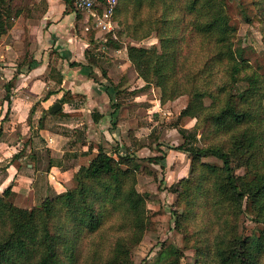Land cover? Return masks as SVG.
<instances>
[{
	"label": "trees",
	"instance_id": "obj_1",
	"mask_svg": "<svg viewBox=\"0 0 264 264\" xmlns=\"http://www.w3.org/2000/svg\"><path fill=\"white\" fill-rule=\"evenodd\" d=\"M64 1L73 9L72 0ZM154 1L161 4L151 22L159 47L128 46L126 52L128 62L144 82L143 88H157L161 105L187 97L178 120L195 121L192 130L178 126L184 144L175 150L186 154L190 163L187 176L169 189L190 207L199 199L209 204L211 193L216 197L215 202L211 195L214 210L227 211L210 245L203 233L199 234L195 264H264V77L250 72L242 51L235 47L236 31L224 0H119L114 19L120 7L128 9L131 5L139 11L145 2ZM251 3L258 10L253 19L264 23V0ZM22 11L20 1L0 0V35ZM88 34V43L94 46V34ZM112 47L118 49V40L110 39L107 48ZM220 73L225 81L211 89ZM109 87L111 84L105 88L113 109L109 115L114 116L120 105L111 101L119 91L114 88L111 94ZM2 136L0 127V140ZM201 139L202 146H195ZM207 157L219 160L222 166L203 162ZM132 159L118 148L110 153L98 148L88 165L73 174V188L71 185L45 198L29 210L16 208L9 200L11 188L4 189L0 193V264H78L81 243L87 236L102 232L103 221L115 215L118 222L109 229L119 235L111 238L110 247L102 237H95L94 249L82 264H132L130 251L149 226L144 197L135 188L140 164ZM160 159L147 161L157 163ZM234 161L244 168L243 175L235 174ZM209 181L210 187L205 188ZM178 185H182V192L177 191ZM106 205L111 206L108 217L103 211ZM243 213L253 216L261 226L258 233H237L235 221ZM185 219L178 218L176 224ZM161 256L166 259L163 264H181L176 249Z\"/></svg>",
	"mask_w": 264,
	"mask_h": 264
},
{
	"label": "crops",
	"instance_id": "obj_2",
	"mask_svg": "<svg viewBox=\"0 0 264 264\" xmlns=\"http://www.w3.org/2000/svg\"><path fill=\"white\" fill-rule=\"evenodd\" d=\"M18 1L22 13L0 35V193L10 187L31 209L71 187L102 148L92 141L121 152L124 138L118 123L109 128L117 116L103 87L110 70L91 62L85 18L64 0Z\"/></svg>",
	"mask_w": 264,
	"mask_h": 264
},
{
	"label": "rangeland",
	"instance_id": "obj_3",
	"mask_svg": "<svg viewBox=\"0 0 264 264\" xmlns=\"http://www.w3.org/2000/svg\"><path fill=\"white\" fill-rule=\"evenodd\" d=\"M224 1L230 23L236 31L235 47L242 51V57L247 61L251 69L250 72H256L264 77V23L253 19L258 15L256 6L251 3L253 0ZM160 9L161 4L158 1L150 4L145 2L139 11L131 5L128 6V9L120 7L115 18L119 32V36H117L118 49L112 47V49L109 48L107 51L101 52L96 50L97 46L89 44L88 54L92 64L101 67L105 73L110 70V77L105 78L106 85L103 87L111 84L112 87L108 88L111 94H114V88L119 91L118 97L111 102L118 103L120 108L117 109V116L110 119L109 128L114 127L117 123L120 126L123 137H119L124 138L120 140V144L123 146L120 153L133 157L132 160H138L140 164L136 170L135 188L144 197L149 226L141 242L130 251L131 263L155 264L157 262L163 264L166 259L161 254L176 249L181 255V264H195L196 253L198 252L196 240L199 234L203 233V237L208 240L207 243L210 245L217 224L227 217V211L214 210L216 206L213 207L210 204L212 203L211 193L208 196L209 204L205 200L202 203L199 199L190 207L181 197L169 189L170 186L176 185L179 179L187 176L190 163L186 154L175 150L184 144V138L179 134L180 128L178 126L183 125L184 129L192 130L195 121L190 119L178 120L180 111L186 106L187 97L182 96L161 105L159 103L160 91L157 88H143L144 82L137 76L128 62L126 52L128 46L147 49L152 46L159 47L151 22L158 15ZM247 20H250L251 23H247ZM262 20L264 21V19ZM144 35L149 36L141 39ZM224 81V74L220 73L210 88L213 89L216 85L223 84ZM12 84L16 85V82H12ZM200 85L204 87L201 82ZM139 86L142 87L137 90L136 88ZM205 104L208 105L209 100H206ZM109 107L110 112H112L111 103ZM136 134L139 135L140 141H135L133 135L136 136ZM197 138H200V132H198ZM92 143L94 145L95 143L96 145L100 144L102 148H106L102 139L96 140V142L92 141ZM202 144V139L197 145L194 143L197 147H201ZM110 145L106 149L108 153L111 151ZM153 157L163 159L158 160L157 163L147 161V158ZM203 162L217 167L222 166L219 160L212 157L203 159ZM233 164L235 174L243 175L244 168L235 161ZM67 168L69 167L66 166ZM210 185L211 181L204 183L205 188H209ZM73 187L74 184H72ZM176 189L182 192V185L176 186ZM15 197L12 195L9 200L16 208L27 207V201L23 196ZM215 199L216 197H214L216 202ZM245 204L244 202L242 210L245 208ZM103 211L107 212L105 217H108L111 206H104ZM183 217L186 219L180 222V225L176 224V220ZM118 219V215H115L114 218H106L99 229L102 232L95 236H87L88 239H85L80 245L78 264H82L87 254L93 251L92 242L96 238L102 237L107 247L111 246V238H115L119 234H115L109 227L117 224ZM235 224L236 231L241 236H250L258 233L261 229V226L254 222L253 216L247 213L241 214ZM205 247L204 245L202 249L204 250Z\"/></svg>",
	"mask_w": 264,
	"mask_h": 264
},
{
	"label": "built area",
	"instance_id": "obj_4",
	"mask_svg": "<svg viewBox=\"0 0 264 264\" xmlns=\"http://www.w3.org/2000/svg\"><path fill=\"white\" fill-rule=\"evenodd\" d=\"M119 0H72L73 10L85 19L84 31L93 32L97 51H107L110 39L117 41L114 19Z\"/></svg>",
	"mask_w": 264,
	"mask_h": 264
},
{
	"label": "water",
	"instance_id": "obj_5",
	"mask_svg": "<svg viewBox=\"0 0 264 264\" xmlns=\"http://www.w3.org/2000/svg\"><path fill=\"white\" fill-rule=\"evenodd\" d=\"M58 110H60V106L58 104L53 105L50 109L52 113H56Z\"/></svg>",
	"mask_w": 264,
	"mask_h": 264
}]
</instances>
